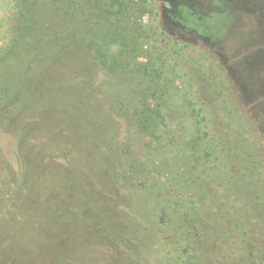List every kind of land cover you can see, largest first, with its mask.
<instances>
[{
  "label": "rangeland",
  "instance_id": "1",
  "mask_svg": "<svg viewBox=\"0 0 264 264\" xmlns=\"http://www.w3.org/2000/svg\"><path fill=\"white\" fill-rule=\"evenodd\" d=\"M121 1L0 0V264H161L160 255L171 264L183 251L200 264H264V227L251 218L264 200V0ZM155 12L177 37L210 44V55L201 43L183 60L194 58L193 92L226 161V182L208 189L210 222L185 248L175 244V217L190 201L182 177L199 134L182 81L151 52ZM41 14L54 23L41 25ZM52 34L87 48L96 68L87 96L65 85L77 70L38 67ZM29 82L20 103L13 88ZM145 103L162 113L154 137L136 124ZM100 143L131 191L98 168Z\"/></svg>",
  "mask_w": 264,
  "mask_h": 264
},
{
  "label": "trees",
  "instance_id": "2",
  "mask_svg": "<svg viewBox=\"0 0 264 264\" xmlns=\"http://www.w3.org/2000/svg\"><path fill=\"white\" fill-rule=\"evenodd\" d=\"M114 1L117 7H119L120 9L124 8L125 5L121 0ZM53 17L55 16H45V14H41L40 16H38V21L41 25L46 26L47 23H54ZM58 17L59 16L56 15V21L61 23V19H58ZM78 17L79 16H74V19L76 20L75 28H79V33L75 31V39L74 37H72L76 41L80 40L82 33V25ZM151 20L152 24L149 29L151 52L156 55V58L161 61L164 66H168V71L170 72V74L182 81L186 91V94L184 95V104H186L193 112V119L195 120L196 128L199 134L195 141L196 145L193 144L194 146L192 147V149L194 150V154L192 157L194 159V162H191V160H189V163L185 162L189 169H187L186 174L182 177V185L185 190L183 196L184 198L189 197L190 201L187 204V207L184 208V210L180 213L181 216L175 217V220L177 222V241L175 242V244H178L181 247L185 248L192 245V240L195 238L193 234L197 232L202 233V229L206 228L208 223L210 222V216L207 208L210 207V201L212 198L209 195V187L213 184L221 185V183L226 182L227 179V170L225 169L226 161L224 159L223 148L218 146L220 145L218 144V142L212 143L210 136V127L208 125L209 122L206 105L202 103V100L196 98V96L198 95L193 92V90H196L197 86V74H195L196 78H194L190 74L189 67H187L186 64L189 62V60L194 58L191 54H189L187 55L189 60H183V55H185L190 49L196 52V45L201 43L208 46L207 50L210 55V44L206 41H200L195 37H189L187 38L188 40L184 38L182 39L181 37H177L174 33L165 30L158 12L155 14V16H153ZM107 35L113 38L114 35L117 36V32H109V34ZM118 37L121 40L125 39L123 32ZM112 38L111 40L114 41ZM61 41L65 42L64 38L61 37L60 39H57L55 34L46 36V43L43 48H45L47 52L43 56L44 59L38 62V67L44 70L45 64L53 63L55 65L59 61L60 63L66 65V67L70 70V73L77 70L79 72L78 75L68 77L65 81V85L69 84L71 90H74L75 87L77 88L78 86V88L80 89L79 91L83 95L87 96L92 89L90 85H88L90 81L89 78H91V76H89V72H92L94 70L96 72V68L94 67V65L87 63L89 52L87 48L83 46L74 47L72 46V44L66 45ZM52 42L54 43V45L60 42L62 43V47L57 49L52 45ZM97 53L100 56L103 55L102 52ZM215 70L220 74L219 69L215 68ZM37 72H40V70ZM30 86L31 85L29 82L28 84L20 88L18 86H15L13 88L14 93L22 92L24 95L22 97L23 100H20V103H23L24 99H26V96L31 93ZM161 118L162 113L158 108H153V106L145 103L143 109L136 117V124L138 125L139 131L146 134L147 138L154 137L156 135L157 127ZM4 123H7L6 120H4ZM109 135L111 134H106V137L108 138ZM103 141H105V139ZM197 144L199 148L197 147ZM99 147L100 149L98 150L97 155L98 168H100L102 172L104 171V173H107L108 175L118 176V178L122 179L121 181L123 182V178H125V176L123 177L122 173L124 172H118L119 167L115 164L114 166L111 161L106 158V156H110L109 158H111V153L109 152V150L106 149L105 145H102L101 143L99 144ZM122 184L124 186H127V189L131 191V187L128 186L129 182H123ZM190 195H192V198H190ZM198 198L201 203H197ZM131 202L132 209L135 210L138 206V198H131ZM251 218L264 227V200H260L257 204L252 206ZM255 231L256 229L253 233H250V235L249 233H247L246 239H243V253L245 255H247L246 251L248 249V242L250 241L249 239L250 237H254ZM202 236L204 237L205 234H203ZM117 243L122 245L125 242H120L119 240H117ZM125 244L129 245L131 248L133 246L131 242ZM138 247L139 249L142 248V246ZM169 247L167 246L161 249V254L162 250L165 253V249H169ZM186 254L187 252L183 251L182 256H184V259L178 261L172 259L171 264L201 263L202 259L200 254H195L194 256H192V258L187 256ZM252 254L256 257V259L259 255H261L256 250H253ZM159 257L162 258L161 264H163V255H160Z\"/></svg>",
  "mask_w": 264,
  "mask_h": 264
}]
</instances>
